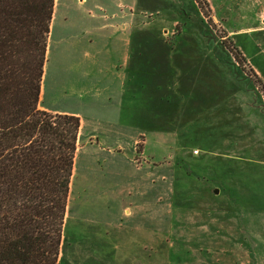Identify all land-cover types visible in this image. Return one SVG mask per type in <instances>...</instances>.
<instances>
[{
	"label": "rangeland",
	"instance_id": "rangeland-1",
	"mask_svg": "<svg viewBox=\"0 0 264 264\" xmlns=\"http://www.w3.org/2000/svg\"><path fill=\"white\" fill-rule=\"evenodd\" d=\"M259 27L264 0H56L40 107L86 125L59 264H264Z\"/></svg>",
	"mask_w": 264,
	"mask_h": 264
},
{
	"label": "trees",
	"instance_id": "trees-1",
	"mask_svg": "<svg viewBox=\"0 0 264 264\" xmlns=\"http://www.w3.org/2000/svg\"><path fill=\"white\" fill-rule=\"evenodd\" d=\"M56 0H0V264H59L81 118L41 108Z\"/></svg>",
	"mask_w": 264,
	"mask_h": 264
},
{
	"label": "crops",
	"instance_id": "crops-1",
	"mask_svg": "<svg viewBox=\"0 0 264 264\" xmlns=\"http://www.w3.org/2000/svg\"><path fill=\"white\" fill-rule=\"evenodd\" d=\"M105 17L108 18V15H106ZM261 20H263V19H261ZM260 29L263 30L264 27H261ZM183 81L184 80L182 78L181 79V86L182 87H188V83L187 82H183ZM176 83L180 84V81H177ZM103 89L108 90V91H111V89L108 88V85L103 86ZM118 89L120 90V94L118 92H114L115 94H119L117 96H112V94L109 93L108 91H106L105 94H100L99 95V96L106 95V97L104 99V102H105L106 106H104L103 109H106L107 111H109L110 110V107L114 108V109L110 110V111H113L112 114H111V116H108L109 114L108 115L107 114H102L100 111H98V109L100 107L99 106V103H91V106H88V108L91 111V118H92V120H91L92 128L90 129V132L88 133L89 136L87 138L90 142H92L93 138L97 137L96 136V133H98V132L95 129V125H98L99 123H103V124L105 123L104 129L101 131V134L102 135H105V137L111 136L112 139L118 140V139H121V138H119V135H123L125 133L124 126H122V125L119 124V120H118L119 113L116 115L117 105H119L118 96H121L122 97V99H121L122 102L124 100L123 84L120 85V87L118 85ZM115 97H117V99ZM110 104L112 106H110ZM60 111H62V112L75 113L78 116H80V118H81V126H80V131H79L78 142H77V143H79V141L82 140L83 128L86 126L85 125V120L83 119L82 114L76 108L75 109H60ZM104 116H107V117H104ZM100 118L103 119V120H99ZM78 148H79V145H78ZM78 148H77V150H78ZM145 169H147V168H145ZM74 171H75V168H74ZM125 214H127L128 216H130V218H134L133 217V213H132V211L130 209H126L125 210ZM150 225H151L150 223L146 222L143 226L144 227H147V226H150ZM139 226H141V224H139Z\"/></svg>",
	"mask_w": 264,
	"mask_h": 264
},
{
	"label": "water",
	"instance_id": "water-1",
	"mask_svg": "<svg viewBox=\"0 0 264 264\" xmlns=\"http://www.w3.org/2000/svg\"><path fill=\"white\" fill-rule=\"evenodd\" d=\"M215 192L218 193L219 192V189H216Z\"/></svg>",
	"mask_w": 264,
	"mask_h": 264
}]
</instances>
